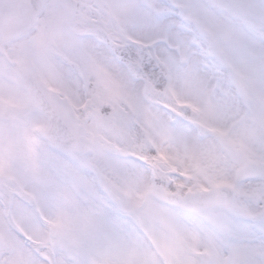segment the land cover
Listing matches in <instances>:
<instances>
[{
	"label": "snow or ice",
	"instance_id": "1",
	"mask_svg": "<svg viewBox=\"0 0 264 264\" xmlns=\"http://www.w3.org/2000/svg\"><path fill=\"white\" fill-rule=\"evenodd\" d=\"M0 264H264V0H0Z\"/></svg>",
	"mask_w": 264,
	"mask_h": 264
}]
</instances>
